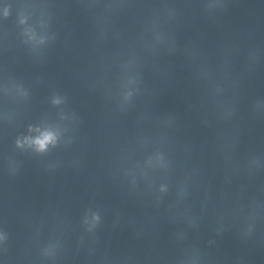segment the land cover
<instances>
[{
  "label": "clouds",
  "instance_id": "clouds-1",
  "mask_svg": "<svg viewBox=\"0 0 264 264\" xmlns=\"http://www.w3.org/2000/svg\"><path fill=\"white\" fill-rule=\"evenodd\" d=\"M56 102L58 103L59 101ZM56 139V136L52 132L45 131L40 136L34 139H27L25 143L29 144V146L34 147L37 152L43 153L47 151L49 145H55ZM17 144L18 146H22L19 141L17 142ZM93 219L98 221L99 216H94Z\"/></svg>",
  "mask_w": 264,
  "mask_h": 264
}]
</instances>
